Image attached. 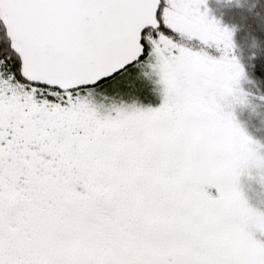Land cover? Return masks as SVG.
Here are the masks:
<instances>
[{"label": "snow or ice", "instance_id": "1", "mask_svg": "<svg viewBox=\"0 0 264 264\" xmlns=\"http://www.w3.org/2000/svg\"><path fill=\"white\" fill-rule=\"evenodd\" d=\"M0 23V264H264L238 188L264 157L221 104L246 70L206 0H0ZM153 61L158 107L93 100Z\"/></svg>", "mask_w": 264, "mask_h": 264}, {"label": "rangeland", "instance_id": "2", "mask_svg": "<svg viewBox=\"0 0 264 264\" xmlns=\"http://www.w3.org/2000/svg\"><path fill=\"white\" fill-rule=\"evenodd\" d=\"M264 2V0H263ZM206 5L210 10V15L217 18L223 26L234 28L233 40L236 45L235 49L240 46L241 42L251 38L252 32H255L256 25L263 19L261 13L263 10L256 0H206ZM203 7V6H202ZM186 45L198 50L200 43L198 40L185 41ZM233 51V54L236 51ZM212 55L219 56L220 52L216 49L209 50ZM139 71L135 73L134 79L136 84L134 88L124 89L123 95L116 89L109 88L108 94L104 89H96L92 93L93 100L100 106H108L113 102L124 104H137L140 107H158L162 102L161 85L158 83V75L155 70V61L152 65L143 64L138 66ZM245 75L236 79L231 85V93L225 100L221 101L225 111L233 113L235 120L247 132V134L255 141L259 142V147L253 144L258 156L264 157V137L259 136L249 129L245 112L249 113L252 118H259L253 112L244 110L247 101L252 102L254 108L261 109L264 106V97L249 96V87H246ZM114 95H109L113 94ZM243 101V102H242ZM253 111V109H251ZM256 111V110H255ZM254 111V112H255ZM261 114V111L258 110ZM246 120V121H245ZM263 135V131H261ZM238 188L245 198L247 204L259 213H264V170L257 169L255 162L248 163L242 168L238 177ZM213 193L215 190L212 189ZM257 236L261 239L264 237Z\"/></svg>", "mask_w": 264, "mask_h": 264}, {"label": "trees", "instance_id": "3", "mask_svg": "<svg viewBox=\"0 0 264 264\" xmlns=\"http://www.w3.org/2000/svg\"><path fill=\"white\" fill-rule=\"evenodd\" d=\"M263 12L261 17H264V2L263 0H256ZM255 32H252V37L241 42L240 46L235 49V55L239 58L241 63L244 65L246 75L245 79L246 87H249L248 93L251 97H264V18L261 19L255 26ZM3 26L0 23V36H2ZM261 109L252 106L251 101H247L244 105V110L253 112L259 118H252L248 112H245L248 127L253 133L263 136L261 131L264 133V106ZM253 109V111L251 110ZM256 110V111H255ZM261 111V114L258 113ZM255 111V112H254Z\"/></svg>", "mask_w": 264, "mask_h": 264}, {"label": "clouds", "instance_id": "4", "mask_svg": "<svg viewBox=\"0 0 264 264\" xmlns=\"http://www.w3.org/2000/svg\"><path fill=\"white\" fill-rule=\"evenodd\" d=\"M243 102V101H242ZM255 167L257 169H261V170H264V161H258V162H255Z\"/></svg>", "mask_w": 264, "mask_h": 264}, {"label": "water", "instance_id": "5", "mask_svg": "<svg viewBox=\"0 0 264 264\" xmlns=\"http://www.w3.org/2000/svg\"><path fill=\"white\" fill-rule=\"evenodd\" d=\"M2 24V23H1ZM3 26V25H2Z\"/></svg>", "mask_w": 264, "mask_h": 264}]
</instances>
